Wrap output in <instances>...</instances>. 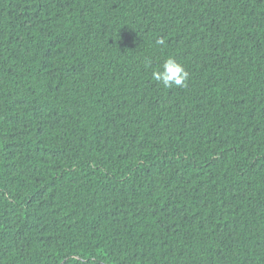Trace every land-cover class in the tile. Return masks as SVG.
I'll list each match as a JSON object with an SVG mask.
<instances>
[{"label": "trees", "instance_id": "obj_1", "mask_svg": "<svg viewBox=\"0 0 264 264\" xmlns=\"http://www.w3.org/2000/svg\"><path fill=\"white\" fill-rule=\"evenodd\" d=\"M0 264H264V0H0Z\"/></svg>", "mask_w": 264, "mask_h": 264}, {"label": "clouds", "instance_id": "obj_2", "mask_svg": "<svg viewBox=\"0 0 264 264\" xmlns=\"http://www.w3.org/2000/svg\"><path fill=\"white\" fill-rule=\"evenodd\" d=\"M159 43H163L160 41ZM153 79L165 88L184 87L189 73L186 67L174 57H167L159 68L152 72Z\"/></svg>", "mask_w": 264, "mask_h": 264}, {"label": "bare ground", "instance_id": "obj_3", "mask_svg": "<svg viewBox=\"0 0 264 264\" xmlns=\"http://www.w3.org/2000/svg\"><path fill=\"white\" fill-rule=\"evenodd\" d=\"M251 144V143H250ZM248 149V148H247ZM257 150V149H256Z\"/></svg>", "mask_w": 264, "mask_h": 264}]
</instances>
